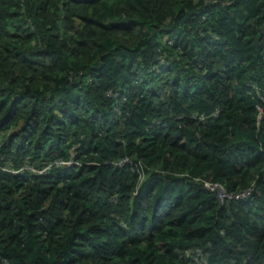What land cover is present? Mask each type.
I'll return each mask as SVG.
<instances>
[{
	"label": "trees",
	"instance_id": "trees-1",
	"mask_svg": "<svg viewBox=\"0 0 264 264\" xmlns=\"http://www.w3.org/2000/svg\"><path fill=\"white\" fill-rule=\"evenodd\" d=\"M0 264H264V0H0Z\"/></svg>",
	"mask_w": 264,
	"mask_h": 264
},
{
	"label": "built area",
	"instance_id": "built-area-1",
	"mask_svg": "<svg viewBox=\"0 0 264 264\" xmlns=\"http://www.w3.org/2000/svg\"><path fill=\"white\" fill-rule=\"evenodd\" d=\"M206 187L210 188V189H214L217 186L216 185H210V184H206ZM246 194H248V192L244 193V194H240L238 196H234V197H244ZM219 198H224L226 196V194L223 191H219L218 193Z\"/></svg>",
	"mask_w": 264,
	"mask_h": 264
}]
</instances>
